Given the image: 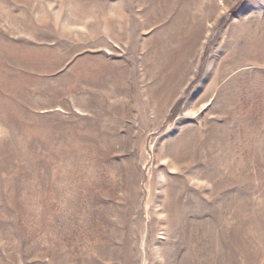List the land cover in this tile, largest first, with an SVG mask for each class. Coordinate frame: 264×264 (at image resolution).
Instances as JSON below:
<instances>
[{
    "label": "rangeland",
    "instance_id": "obj_1",
    "mask_svg": "<svg viewBox=\"0 0 264 264\" xmlns=\"http://www.w3.org/2000/svg\"><path fill=\"white\" fill-rule=\"evenodd\" d=\"M0 264H264V0H0Z\"/></svg>",
    "mask_w": 264,
    "mask_h": 264
},
{
    "label": "bare ground",
    "instance_id": "obj_2",
    "mask_svg": "<svg viewBox=\"0 0 264 264\" xmlns=\"http://www.w3.org/2000/svg\"><path fill=\"white\" fill-rule=\"evenodd\" d=\"M174 55V54H173ZM173 57H175V56H173ZM171 60V59H170ZM174 61V60H173ZM176 61H178L177 59H176ZM171 63V62H170ZM170 66V65H169Z\"/></svg>",
    "mask_w": 264,
    "mask_h": 264
}]
</instances>
